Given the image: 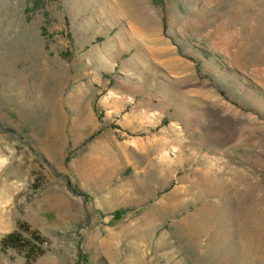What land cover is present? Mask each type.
Here are the masks:
<instances>
[{
  "label": "rangeland",
  "instance_id": "374dc122",
  "mask_svg": "<svg viewBox=\"0 0 264 264\" xmlns=\"http://www.w3.org/2000/svg\"><path fill=\"white\" fill-rule=\"evenodd\" d=\"M118 1L0 0V264H264V0Z\"/></svg>",
  "mask_w": 264,
  "mask_h": 264
},
{
  "label": "trees",
  "instance_id": "16d2710c",
  "mask_svg": "<svg viewBox=\"0 0 264 264\" xmlns=\"http://www.w3.org/2000/svg\"><path fill=\"white\" fill-rule=\"evenodd\" d=\"M18 229L28 233L31 239L24 238L18 232L8 233L0 238V250L3 252L13 250L16 253H24L29 261L43 255L44 251L40 249V246L44 243L43 238L34 231H30L25 223L19 224Z\"/></svg>",
  "mask_w": 264,
  "mask_h": 264
},
{
  "label": "bare ground",
  "instance_id": "6f19581e",
  "mask_svg": "<svg viewBox=\"0 0 264 264\" xmlns=\"http://www.w3.org/2000/svg\"><path fill=\"white\" fill-rule=\"evenodd\" d=\"M118 2H120V4H119V6H118V8H116L117 9V13L118 14H120V15H124V16H126L125 15V13H126V4H125V1L124 0H120V1H118ZM107 6V5H106ZM171 132L172 133H174L175 132V130L172 128L171 129ZM171 135V134H170ZM170 137V136H169ZM168 139V138H167ZM167 139H165L164 141H163V143H162V147H161V149H163V150H165L166 149V146L168 145V144H172V143H175L173 140H167ZM175 140V139H174ZM174 145V144H173ZM182 150L180 149V150H178V154L180 155V156H182ZM212 180V182L214 183H217L216 182V180L215 179H211Z\"/></svg>",
  "mask_w": 264,
  "mask_h": 264
}]
</instances>
